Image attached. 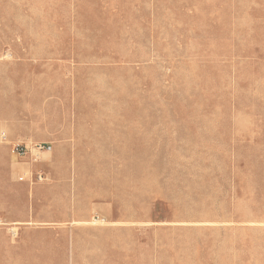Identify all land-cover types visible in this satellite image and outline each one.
I'll return each mask as SVG.
<instances>
[{
	"label": "rangeland",
	"instance_id": "obj_1",
	"mask_svg": "<svg viewBox=\"0 0 264 264\" xmlns=\"http://www.w3.org/2000/svg\"><path fill=\"white\" fill-rule=\"evenodd\" d=\"M0 264H264V0H0Z\"/></svg>",
	"mask_w": 264,
	"mask_h": 264
},
{
	"label": "bare ground",
	"instance_id": "obj_2",
	"mask_svg": "<svg viewBox=\"0 0 264 264\" xmlns=\"http://www.w3.org/2000/svg\"><path fill=\"white\" fill-rule=\"evenodd\" d=\"M108 215H109V214H108ZM108 215H107V216H108ZM104 216H105V215H104ZM109 219H110V218H109Z\"/></svg>",
	"mask_w": 264,
	"mask_h": 264
}]
</instances>
